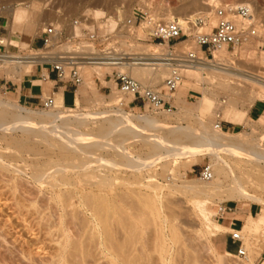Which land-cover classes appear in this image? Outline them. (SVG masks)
<instances>
[{
  "label": "bare ground",
  "instance_id": "6f19581e",
  "mask_svg": "<svg viewBox=\"0 0 264 264\" xmlns=\"http://www.w3.org/2000/svg\"><path fill=\"white\" fill-rule=\"evenodd\" d=\"M6 1L10 3L8 5V8H6V10L3 11V15H6V18L8 19L7 25L9 30L11 31L10 36L8 38L3 37V39L5 40V44L7 46L29 45L31 47L34 40L20 38L15 34L16 29L24 21L29 20L28 22L34 23L35 25L42 27L44 25L43 24L44 21L49 23L54 19L57 18L61 19L58 16L59 13L55 11V6H53V4L56 5L55 1L51 2V0H45L44 6L37 1L32 2L31 0L30 1L6 0ZM69 1H71V3H75L77 0H69ZM87 1L93 2L97 8L102 5H106L108 3L111 4V2H113V0H87ZM170 1L176 2V0H170ZM200 2L202 1L193 0L192 2L193 4L191 6H194L196 4L198 5L200 4ZM204 2L206 3V5L209 4L211 6L212 5L214 6L217 0H204ZM115 3L116 2H114V4ZM191 6L187 8H190ZM240 6H247L253 9L252 6L248 3ZM95 14H97V16L104 15V13H102L100 10H95ZM156 15L157 14H155V16ZM152 16L155 17L154 15ZM197 16L199 15L198 14L192 15L190 19H195ZM205 17L210 18L209 23H211V25L216 23V19L212 12L209 13L208 15H205ZM120 18H122L121 14H120ZM173 20H179L181 22L185 21V19L179 16V14L175 15L174 12L170 11L166 21L170 22ZM100 23L104 24V28H106L107 30L115 29L117 26V23L114 20H110L109 22L102 21ZM209 29H210V25L204 26L201 30L208 31ZM247 47L248 50H250L249 49L250 46ZM158 48H164V47H160L159 45H157L156 50ZM194 49H195L194 53H197L198 55L201 54V51L197 46ZM244 51H245L244 49H238L236 50L235 54H238L239 52L244 53ZM155 53L157 52L155 51L154 53H151L148 50H144L142 53L136 54V56L132 58L133 60L131 64L123 63V65H121V67L118 69L125 72V70L129 68L131 76L139 80L146 87H152L155 85L164 84V81L168 76V68L159 61ZM14 56H0L1 72L8 75H13L18 78H23L25 75L34 72L35 66H29V64H26L25 62L21 61L19 55L15 54ZM217 57L221 58L223 65L220 66V64H214L213 62H202V63H196L194 65H188L184 71V76L186 80L191 82L196 81L197 83L207 82L210 85L216 87L218 90L229 92L230 94L235 96H236L235 86L237 85V83L234 86L233 84L234 80H241L249 84L251 87H253V90L251 91V95H250L251 101L255 102V100H258L259 98L262 99L264 98V80H263L264 76L239 70V68L234 67V65L225 63L227 62L228 59H231V53L226 50H223L220 53H218ZM98 69L100 70L99 74H101L102 76L105 75L106 73L105 70H115L114 68L111 67L98 68ZM91 70L93 71V69ZM205 72L208 73L209 75L208 78L204 77L203 74ZM206 75L207 74H205V76ZM94 89H96V87L91 83H87L85 88L83 89L85 101L88 105L93 106L92 108H95L98 104L97 102H99L98 100L97 102L94 101L90 96L91 93L88 92V90H94ZM218 95H219L218 91L205 90L204 97L201 99L196 109L188 108V107L181 108L178 106L179 104L184 105V101L182 99L184 96L183 90L180 91L178 95L177 94H174L173 96L166 95L164 98L167 100H172L173 98L176 97L175 98L176 105L174 106L175 107L177 106V108L179 107L180 110L182 109L181 111L184 113L185 117H192L194 115V112H198L197 114H199V117H207L208 115L213 113L214 104L216 100L215 98ZM95 97L96 98L99 97L98 92L95 93ZM111 98H112V102H118L122 100L116 93H114ZM238 102L239 101L237 98L230 99L229 104L227 101L226 102L223 101L224 108L221 110L220 116L222 117L223 115L224 117H227L230 120L229 122L235 123L237 121V117H241L240 114H238L235 110V106L237 105ZM240 102L238 103V106ZM129 103L130 101L124 102V107H127ZM75 107L76 110L67 108L63 102L62 94L56 96L55 106L51 108L49 112H43V113L41 112L36 113L34 112L35 110L34 111L31 110L33 108L31 109L25 108L21 105L15 104L13 101L0 99V130H2L5 133L12 130H17V131L22 130L23 132H28V131H36L37 129H42L46 133L51 132L53 133L51 137L52 139L50 137H47L50 138V140H52L49 141L51 143L50 145L58 147L61 150V152L63 154H66L67 156L69 155H77L78 157H81V155L90 156L91 153H93V155H96L94 154V152H92L90 148H93L94 146H100L101 147L100 149L102 150L103 148L105 149L106 147L108 150H110V148H112L111 146L112 142H108V141H110V138L113 135L114 136L119 135V137L117 138L120 137L123 138V143L122 142L120 143L118 141V143L120 144H118L117 147L115 145L113 146H115V148L118 150L119 156L124 158L126 162H129V164L126 166L124 164H119L120 162L117 163L118 161L114 162L107 159H102L99 157V155H97L95 156L97 160H95L96 159L95 157L93 161L92 160L89 161L87 159L88 161L79 162L81 163L80 166L77 165L78 162H76V166L74 167L71 166L73 165L71 161H70L71 164L68 161L70 165H66L67 163L64 165V162L62 163L60 161L63 165L62 164L58 166L55 165L56 167L54 166L53 168H51V164H50L51 162H50L48 163L47 168H41V169L39 168L40 170H37L34 173L33 178L34 181L37 182L36 184L38 183L43 184L44 179L49 180L48 181L49 189L50 192L52 193V197H50L49 199L50 200L58 199L60 203L57 204L61 206L62 210L64 211L63 213L64 215L62 213H61L62 215H60L61 224H63V222L65 221V217L66 218L72 217L74 221L75 220L78 221L79 223L78 222L77 223L79 225L81 226L83 225L82 227L83 229L85 228L88 229L87 231H89L90 234L88 232L86 233L89 234L91 239L93 241H95L96 239V242L94 243L97 244V249L99 251V254L103 256L104 259L106 258L111 264H136L137 261H140V258L139 260L138 258L136 259L137 254L135 253V251L140 249L138 248L139 246L140 247L143 246L142 240L141 242H139L140 240L138 236H140L141 238L143 236L146 237V234L143 235L145 232H147L145 231V229L146 230L153 229L152 234L154 233L155 237H154V249H151L153 250V253L152 252L151 253L156 255L157 257L156 259H152L153 255L147 254L149 259L147 260L148 263L145 262V264H171L174 261H176L175 257L177 255L180 256L184 249L188 250L189 247H191L188 246L187 244L191 240L189 239V237L186 238L187 236L185 235L182 228L178 224L179 213H177L174 208L177 207L175 205L177 203L172 202L170 198L172 197L171 196L172 194H168V195L164 194L163 190H165L164 189L165 186H161L162 184L159 185V187L148 185L147 188L151 189L152 191L153 190L157 191V189H159L161 190V192L158 193L154 191L155 192L154 194H148V193L143 194L142 196L143 203H141L142 207L139 204L141 207L140 210V208H138L139 206L137 202L135 203L137 204V206L135 204L133 205V203L136 201V200L133 201V199L134 196H136L137 194L140 195L141 192L136 194V190L132 191L131 189L130 191L119 193L118 190H115L116 188L115 184L119 178L118 179L115 178L116 175L114 176L113 171L114 170L117 171L119 167H123L121 165H124L125 167L128 168V170L130 169L134 172H138V171L141 172L142 170H144V167L151 169L152 167L161 163V161L163 160L170 161V159L173 160V158H175L176 160L177 159L183 160L186 158L197 159L198 157L209 155L212 160V165H210V167L212 168V170L214 169L213 170L214 178L209 182H204L205 184L203 186H200L199 184H183L181 185L180 188L186 194H191L195 198V200L192 202V209L189 210V212L192 215L195 214L200 219V226L196 231V236H198L200 239L203 238L204 241L207 242L206 244L208 245L207 247L209 248V251H211L214 255L217 256L218 264H228L227 262L228 258H240L245 264H254V262L250 258L251 253L254 251V246H252V244L250 243V239L253 238L251 236L253 235L254 232L255 233L258 232L260 223H263L262 222L263 220L260 219L259 222L258 221L256 222L253 219V217H249L248 225L247 227H245L246 228L245 232L250 233L249 234L251 237L250 239L246 238L245 235H242V233H240L241 238L245 240L243 244V252L245 255L240 256V255H232L229 253H223V254L218 253L212 243V237L220 233L228 232L232 230H230V228H227L214 220L215 214L209 211L208 204L212 198H214L215 196L219 195L222 192H226L228 197H235V198L242 197V199L244 198L251 199L256 202L260 200L256 196H252L247 193L245 183L249 184L248 183L249 181L250 183L255 181V183L260 184V186L264 188V148L260 144V142H262L264 138L262 139L260 138L257 142L256 140L255 141L238 140L237 136L226 133L223 130H218L216 129V126L213 127L212 130H210L206 122L201 119H200V126L202 129L201 132H199L198 129H194L190 127L191 126L190 125L188 128H183V127L175 128L171 126L173 128L170 130V132L165 133L163 132L162 129L163 127H166V125L163 122H161L160 119L157 118V116H148V115L134 116L129 114V112H127L126 110L124 111V110H115V109H109L104 111H99L97 109L82 111L80 109L81 101L78 96L76 99ZM180 113L181 112L179 111L174 115H178ZM130 117H134L135 119L133 118L132 119L134 121L137 120L138 123H136L137 121L135 123L130 122L129 119ZM132 119L131 121H133ZM57 121H62V127L65 128L64 130L54 129V125L57 123ZM94 121H96V123L97 121L99 122L103 121L102 123L100 122L101 125L98 124L100 128L97 134L94 135V133L89 134L87 132L81 131L83 129L81 126H85L87 128ZM142 123L144 124L146 123L147 125L145 124V126H143ZM80 127L82 128L81 130ZM197 131L199 133H197ZM187 139H192L193 140L192 143L186 144L187 142L185 143V141H187ZM131 140L133 141L139 140L142 141V143L143 142L146 143V145L152 149L151 150L152 154H149L148 152L150 156L148 155V157L144 160H140L139 157L135 159L134 155L130 152V150H127L124 145V144H128L127 143L128 141L133 142ZM93 155H91L90 157H92ZM0 159H2L1 156ZM249 165L254 169H257V172L260 174L258 181L256 179L252 181V179L254 178V172H253L254 169L250 170ZM240 168L245 170V173L242 172L244 173L242 175L236 173V170ZM22 172H24L23 168H22ZM72 173L73 175H75V178L72 177L73 175L72 176L70 175ZM20 174L23 173L20 172ZM149 177L153 178L151 177V175H149ZM77 179L80 180L81 183ZM227 179H230V182L228 181L229 182L228 184H226L227 182L225 183ZM82 183L92 187L89 190H88L89 187L87 188V190H83L81 198H79L82 199L83 201L81 202L80 207L85 208L86 212H90L91 213L90 217L84 214L82 211V214L84 215L83 216L79 208H77V206H75L76 204L74 203V199L77 193L76 187L79 185L82 186L83 185ZM141 185L143 186V184ZM13 186L14 185L12 184V187ZM130 195L131 196L134 195V196H132L131 198ZM127 197L131 199L128 200ZM137 198L139 197L137 196ZM126 199L128 201L125 202L126 203L125 205L126 208H125L120 203L124 202ZM127 202H130L131 204L130 203L128 204ZM133 210L139 211V212H135L138 213L139 215L133 213ZM140 211H142V213ZM43 213L44 212L42 211V214ZM81 216H83V218H81ZM80 221L82 222V224H80ZM78 224L77 226H79ZM116 227H119V230L120 228L122 230L121 233L123 235L120 236L121 238L119 237V239L121 240L122 237L124 236L122 241H120L115 237L116 232L114 228ZM77 229L80 228L77 227ZM62 230H64V228ZM58 233L61 234L59 230ZM63 233H65L63 235L64 239L61 241L62 243L60 245L62 252L65 250V248L68 245L67 234L66 232ZM116 234L119 233L117 232ZM152 234L150 233L148 235L151 236ZM90 237H88V239ZM59 238H61V235L59 236ZM146 238H150V237L148 236ZM85 239L86 240L85 241L83 240V242L84 243L86 242L87 245L88 240L87 238ZM92 240L90 241V243H93ZM144 240L146 241V239ZM84 243L82 245L84 246L85 249H82L83 247L81 246V250H78L77 248L79 247L75 246L78 244H74V246L76 247L74 248L75 251L77 250L76 251L77 253L80 251L82 256V260H81L82 262H79L80 259L78 258L79 260L77 261V264L78 262L79 264H85L87 261L86 259L90 254L89 251H87ZM138 243H140V245L137 247ZM93 247L95 246L93 245ZM149 247H151V245ZM192 248L193 247H191V250H193ZM143 250H139V251L141 252ZM189 252L190 250L187 253ZM70 254L72 255L71 252ZM99 254L97 253V255ZM193 254L196 255L195 252H193L191 256H193ZM92 255H94V253ZM143 255L144 254H142V257ZM63 256L60 258L61 262H63V264H70L69 261H67ZM73 256L78 257L75 255ZM81 256L79 257L81 258ZM194 257L196 259H194ZM88 258L90 259L91 256H89ZM143 258H146V256ZM100 259L102 258H99L98 261H100ZM72 260L73 259H71L70 261ZM75 260H77V258ZM95 260L98 263L97 259ZM192 261L191 262L194 264L200 263L197 260L196 256H193ZM143 263H144V259L142 261V264Z\"/></svg>",
  "mask_w": 264,
  "mask_h": 264
},
{
  "label": "rangeland",
  "instance_id": "374dc122",
  "mask_svg": "<svg viewBox=\"0 0 264 264\" xmlns=\"http://www.w3.org/2000/svg\"><path fill=\"white\" fill-rule=\"evenodd\" d=\"M31 1L32 2L37 1L43 6L45 3V0H31ZM53 1L56 2V5L53 4V6H55V11L59 13L58 16L61 19L57 18L49 23L44 21L43 23L44 25L42 27H39L38 25H35L34 23L28 22L29 20H27V21H24L16 29L15 34L20 38H24V39L26 38L28 40H35L41 35L43 29L47 27L49 24L54 23L57 27L64 28L67 30L73 20L81 19L83 15L89 16L90 17L89 25L95 26L97 29H105L104 24L100 23L101 22L100 19L104 17L105 15H107L108 17L115 18L116 15L120 16L121 14L122 19L126 20V19H133L135 16H138V15H142L144 17L146 16L153 17L152 15L155 16V14H157L155 16L157 20L162 21V22H167L166 20H167L168 14L170 11H172L175 13V15L179 14V16L187 20L192 15H195V14H198L199 16H205L211 12L213 13L214 7L217 5H221V4L223 5H226V4L244 5L248 3L252 6L254 15L257 21H259V23H264V0H217L214 6L213 5L211 6L209 4L206 5L204 0H200L202 2L194 6H191L193 4L192 3L193 0H176V2H171L170 0H115V1L113 0L111 4L108 3L106 4L107 6L102 5L98 7L99 9L96 7V5L93 2L87 1V0H77L75 3H71V1L69 0H51V2ZM114 2L116 3L114 4ZM9 3L10 2H7L6 0H0V8H2L5 11L6 8H8ZM112 4H114L115 6ZM189 6L191 7L187 8ZM95 10H100L102 13H104V15L97 16V14H95ZM164 13H165V16H164ZM158 14L161 16H159ZM3 16L5 18L1 19V21L2 23L4 22L5 28H2L3 26L0 27V35L3 36L4 38H8L10 36L11 31L9 30L8 25H7L8 19L6 18V15H3ZM114 20L117 22L116 19ZM143 27L144 26L136 29L135 36L128 37V38L122 37L120 39L121 44L124 45L125 47L123 51L127 53H131V54H135V55L142 53L144 50H148L151 53H154L156 51V47L159 43L149 38L146 31L143 29ZM259 33L261 36L260 38H252L248 43H246L240 48V49L245 50L244 51V53L246 52L245 54L242 52H239L237 58L228 59L227 62L225 63L234 65V67L239 68V70H243L246 72L264 76V28L260 29ZM138 38L141 39V41H138L137 40ZM247 46H250L249 47L250 50H248ZM38 47L39 46H35V49H37ZM70 47H72L71 44H70ZM195 47H196V44L193 41V39H189L188 41H179L176 45L177 51L182 54H188L190 52H195V49H194ZM9 50L14 55L16 54V55H26L27 56L32 51V48L29 45H21V46L20 45L19 46L10 45ZM98 50L99 49L97 48V51ZM85 71H86L85 72V75H86L85 82L82 85L80 92L78 93V97L81 101L80 109L82 111H89V110H94V109L95 110L97 109L99 111H104V110H109V109L124 110V111L126 110L127 112H129V114L134 115V116L136 115L157 116V118L160 119V121L166 125V127H163L162 129L163 132L165 133H169L173 127L188 128L190 125H191L190 127L194 129H198L199 132H201L202 129L200 126V119L205 121L208 127L210 128V130H212L213 127H215L217 122L219 121V119L217 118V114L221 115V110L224 108L223 101L225 102L227 101L229 104L230 99L237 98L238 101L239 102L241 101V102L239 106H238L239 102L237 103V105L235 106V110L238 114H240L241 117H237V121L235 123L233 122L234 123L233 124L232 122H229L230 120L227 117H224L222 115L220 120L223 121L224 126H225L224 127L225 129L223 131L237 136L238 140H244V141H248V140L255 141L256 140L257 142L260 138L261 139L264 138V113L260 114L259 116H251V110L253 107L258 106V107L264 108V105L261 102L262 98L255 100V102L251 101L250 95H251V91L253 90V87H251L249 84L241 80H234V83H233L234 86L237 83V85L235 86V93L237 96L236 97L235 95H232L229 92L218 90L216 87H214L213 85H210L207 82L205 83H197L196 81L191 82V81H187L185 78L183 81V84L181 85L179 90L175 93L178 95L180 91L183 90L184 92V96L182 98L184 101V105H181V104L178 105L181 108L188 107V108L196 109L197 106L199 105V102L204 97L205 90L206 91L207 90L218 91L219 93V95L215 98L216 100L214 104L213 113H211L207 117H199V114H197L198 112H194V115L192 117H185L184 113L181 111L182 109L180 110L179 107L178 109L177 106L176 107L174 106L175 108L172 112L173 114L168 113V112L166 113V112L154 111L148 104H143V103L140 105L141 107L135 108L133 105L134 98L132 96L123 95L118 89L115 88V86L111 94L102 93L95 84V81H94L95 75H98L104 81L105 76L107 74H111L114 70H105L106 73L103 76L99 74L100 70L98 68L93 69L94 72L91 69H86ZM125 72L126 73L128 72V74H130V69H126ZM205 74L207 75L205 76ZM203 75L204 77H207V78L209 76L207 72H205ZM21 79L22 78L15 77L13 75H8L0 71V99L13 101L15 104L21 105L25 108H29V109L33 108L31 110L33 111L35 110L34 112L36 113L49 112L51 109H45L43 105L30 106V105L21 104L19 103L17 97H13V95L8 94L3 90L2 87L7 82L19 83ZM87 83H91L92 85L96 87V89H94L95 91L88 90V92L91 93L90 95L91 98L96 102L97 100L99 101L97 102L98 104L95 108H92L93 106L88 105L85 101L83 89L85 88ZM151 88H154L156 91L162 92L164 91V84L155 85V86H152ZM96 92H98L99 94L98 98L95 97ZM114 93H116L122 100L118 102H112L111 97ZM175 98L172 99L173 105H176ZM73 100H74V94L68 93L67 103L71 104ZM129 101H130L129 105L127 107H124V102H129ZM66 107L76 110L75 106H66ZM259 110L260 109L257 108V113H259ZM177 111L178 112L180 111L181 115L180 114H178L179 116L174 115L178 113ZM132 118L135 119L134 117H130L129 118L130 122L135 123L137 120L134 121ZM131 119L133 121H131ZM94 122L96 123V121ZM94 122L91 123V125L93 126L90 125L87 128L85 126H81L83 129L80 127V130L82 129L81 131L87 132L89 134H92V133H94V135L97 134L100 128L98 124H100V122L102 123L103 121H100V122L97 121L96 123L97 125ZM136 123H138V121ZM145 124L142 123L143 126H145ZM235 125H241V126H235ZM231 127L232 129L231 131H229V128ZM54 129L64 130L65 128L62 127V121H57V123L54 125ZM199 132L197 131V133ZM52 134L53 133L51 132L46 133L42 129H37L36 131H28V132H23L22 130H18V131L12 130L6 133L0 130V156L2 158L0 159L1 161L0 162V264H52V263L53 264H63V262H61V259H60L63 255H64L63 257H65V259L69 261L70 264L72 263L77 264V261L79 259H80L79 262H82L81 261L82 256H81L80 251L77 253L76 252L77 250L75 251L74 248L79 247L80 249L79 248L77 249L81 250V246H82L83 247L82 249H85L84 246L82 245L84 243L83 240L84 241L86 240L85 238H87L89 243L87 242V245H86V242H85L84 244L86 246L87 251H89L90 253L89 256H91L92 258V259L91 258L89 259L88 258L89 256H88L85 264H96L97 262L95 259H97L98 261L99 258H102V259H100V261H98L97 264H111L106 258L104 259V257L99 254V251L97 249V244L94 243L96 242V239L95 241L91 239V237L89 236L90 233L89 231H87L88 229L85 228L86 229L85 231V229L82 228L83 225L82 226L79 225L78 224L79 222L76 220L74 221L72 217H70L71 219L65 217V221L63 222V224H61L60 215H62L64 211L62 210L61 206L58 205L60 203L58 199H53V200L49 199L50 197H52V193L50 192L49 184H48L49 180L44 179L43 184H40V183L36 184L37 182L34 181L33 175L37 170H40L41 168H47V165L50 162H51L50 163L51 168H53L55 165L56 166L61 165L63 162H64V165L66 163H67L66 165H70L72 162L73 165L71 166L74 167L76 166V162H78L77 165L80 166L81 163L79 162H84L88 160L93 161L94 157L97 155H99V157L102 159H107V160L114 161V162L118 161L117 163L120 162L119 164H124L126 166L129 164V162H126L124 158L120 157L118 154V150L115 148V146L117 147L118 144H120L121 142L123 143V138L121 137L117 138L119 137V135L118 136L115 135L116 137L113 135L112 137L114 138L111 137L110 141H108V142H112L111 143L112 148H110V150H108L107 147L105 149L103 148L102 150L100 149L101 148L100 146H94L95 148L91 146L93 148H90V149L96 155H93V153H91V155H93L92 157H90L91 155L90 156L81 155V157H78L77 155L67 156L66 154H63L58 147L50 145L51 143L49 141H52L50 140V138L52 137ZM47 137H50V138H47ZM116 139H117V142H116ZM118 141L120 143H118ZM138 141H135V140L133 142L128 141L127 142L128 144H124V145H125V148L127 150H130V152L134 155L135 159L139 157L140 160H144L148 157L149 154H152L151 152L152 149L149 146H147L146 143L144 142L142 143V141H139V142ZM192 141H193L192 139H187L185 143L187 142L186 144H191ZM260 144L264 148V140H262ZM95 160H97V158ZM68 161L70 164L68 163ZM163 161H161V163L157 164L151 169L144 167V170H142L141 172L140 171L134 172L130 169L128 170L127 167H125L124 165H121L123 167H119L117 171L115 170L113 171L114 176L116 175L115 178L116 179L119 178L116 181L115 190H118L119 193L127 192V191H130L131 189L132 191L136 190V194L141 192L140 195L139 194L137 195L135 194L136 196L132 195L134 196L133 201L136 200L133 203V205L137 202L139 206L138 208H140L141 210V207H142L141 203H143V197H142L143 194L145 193L154 194L155 192H158V193L161 192V190L159 189H157V191L155 190L152 191L151 189L147 188V186L152 185V186L159 187V185L161 184H162L161 186H165L164 188L165 190H163V193L166 195L172 194L171 195L172 197H170L172 202L177 203L175 204L177 207H174V208H175V211L179 213L178 224L180 225L183 232L187 236L186 238L189 237V239L191 240L189 243H187L188 246L193 247L192 248L193 250H191V247H189L188 250L184 249L185 251L183 250L180 256L178 255L176 256L177 258L179 257L178 259L175 257V260H176L174 261L175 263L173 262L171 264H190L194 262L192 261L193 256L197 257V260L200 262L199 264H218L217 263L218 258L211 251H209V248L207 247L208 245L206 244L207 242L204 241L203 238L200 239L198 236H196V231L198 230L200 226V219L195 214L192 215L189 212V210L192 209V202L195 200V198L191 194H186L182 189H180L181 185L183 184H199L200 186H203L205 184L204 181L200 177V173L205 166L212 165L211 157L209 155H204V156L198 157L197 159L186 158L183 160H180V159L176 160L175 158H173V160L170 159V161L169 160H166V161L163 160ZM249 167H250V170L254 169L250 165ZM22 168L24 172H22ZM19 169H20V172L23 174H20ZM242 172L245 173V170H243L242 168L236 170L237 174L238 173L241 175L244 174ZM253 172H254V178L252 179V181L254 179L258 181L260 174L257 172V169H254ZM148 174L151 175V177L153 178H150ZM70 175L72 176L73 173ZM28 176L31 178H29ZM72 177L75 178V175H73ZM78 181L80 182V180ZM228 181L230 182V179H227L225 183L227 182L226 184H228L229 183ZM248 183L249 184L245 183L247 193L259 198L260 200L257 201L258 203L251 199H245V198L242 199V197L240 198L239 197L238 198L228 197L226 192H222L219 194L220 196L217 195L210 200L208 204V209L210 212L215 214L214 220L220 223L222 222L221 220L222 214L219 213L221 207L233 208V209L242 208V207L246 209H250V207H253L255 214L254 216H249V217H253V219L256 222L257 221L259 222L261 219L263 220L262 221L263 223H260L258 232L256 233L254 232L253 235L254 234L255 235L254 236L252 235L251 237L253 238H251L249 235L250 233L245 232L246 231L245 227H247L248 221H249L248 220L249 217H248L245 225L240 230V233H242V235H245L246 238L248 239L251 238L250 243L252 244V246H254V251L251 253L250 258L254 262V264H264V226H263L264 225V188L260 186V184L255 183V181L251 183L249 181ZM12 184L14 185L13 187H12ZM82 184H83L82 186L79 185L76 187L77 193L74 199V203L76 204L75 206H77V208H79V210L81 211V214L83 211L84 214L90 217L91 213L86 212L85 208L80 207L81 202L83 201L82 199H79V198H81L83 190H87L88 187H89L88 188L89 190L92 187L84 183ZM141 184H143V186ZM137 196L139 198H137ZM130 199L128 198V200ZM128 200L126 199L124 202L120 201L121 202L120 204H122L126 208L125 202ZM127 203L129 204L130 202H127ZM137 204L135 205L137 206ZM139 204L141 205V207ZM182 207H183V210H182ZM134 210H135V207H134ZM134 210H133V213L139 212V211H134ZM42 211L44 212L43 214H42ZM142 211L140 212L142 213ZM135 214L139 215L138 213H135ZM83 216H81V218H83ZM77 224L79 226H77ZM80 224H82L81 221H80ZM77 227L80 229H77ZM63 228L64 230H62ZM58 230L59 232H61V234L58 233ZM114 230L116 233L117 232L119 233V234L115 233L116 236L114 235L117 239H119V237L123 235L121 233L122 232L121 228L119 230V227H116L114 228ZM152 230L153 229H150V230L145 229V231L147 232L143 234V235L146 234V237L149 236L150 238H146L143 235H142L143 236L142 238L138 236L140 240L139 242H141L142 240L143 246L141 245L142 247H140L139 246L140 243H138L137 245V247L139 246L138 248L140 249L138 250L136 249L137 251H135V253L137 254L136 259L138 258L139 260L140 258V261L136 260L137 261L136 264L138 263L142 264L143 259H144L143 264H145V262L148 263L147 260L149 258L147 254L153 255L152 259H156L157 257L156 255L152 254L153 250H151V249H154V237H155L154 233L152 234L153 232ZM63 232H66L67 234L68 245L65 248V250L62 252L60 245L62 243L61 241L64 239L63 235L65 233ZM86 232H88L89 234H87ZM147 233L148 234L151 233L152 235L150 236ZM230 233H231L230 235H232L233 232H230ZM60 235H61V238H59ZM88 237L90 238L88 239ZM90 239L93 241V243H90L91 241ZM122 239L121 240L119 239V240L122 241ZM144 239H146V241ZM78 240H79V243H78ZM224 240H225L224 236H218L212 239L213 245L215 246L216 250L219 253H225V251H223ZM244 241L245 240L242 239V242H237L240 248L244 244ZM80 242H83V243H80ZM74 244H78V245H75L76 246L75 247ZM92 244L95 247H93ZM150 245L152 248L149 247ZM237 248L238 246L236 245H230L229 247V249L232 250L233 252H236ZM139 250H143L141 251L143 253H141ZM189 250L192 253L195 252L196 255L193 254V256H191L192 253L190 252L187 253ZM70 252L72 253V255L70 254ZM91 252L92 254L94 253V255H92ZM97 253L99 255H97ZM142 254H144L143 257L146 256V258H143ZM233 254L238 255V253H233ZM73 255L78 256V257H74ZM138 255L142 257V260H141V257H139ZM79 256H81V258ZM95 256L96 257L98 256V257L96 258ZM76 258L77 260H75ZM71 259L73 260L70 261ZM194 259L196 258L194 257ZM227 262L228 264H245L240 258H228Z\"/></svg>",
  "mask_w": 264,
  "mask_h": 264
},
{
  "label": "built area",
  "instance_id": "2783aa9c",
  "mask_svg": "<svg viewBox=\"0 0 264 264\" xmlns=\"http://www.w3.org/2000/svg\"><path fill=\"white\" fill-rule=\"evenodd\" d=\"M3 11L0 8V19L4 18ZM213 15L216 23L212 25L209 23L210 18L205 16L189 18L184 22L179 20L162 22L151 16L138 15L133 19L124 20L120 16L114 18L105 15L100 19L101 22L117 20V26L112 30L97 29L89 25L90 17L83 15L81 19L73 20L67 30L57 27L54 23L49 24L38 37L40 46L37 49L32 48L29 55H19V57L29 66H35L42 71L40 77L42 81H50L54 75L57 83L70 85L76 89L84 84L86 69L114 68L112 77L123 95L132 96L136 101L148 104L154 111L171 113L175 108L172 100L164 97L173 96L179 90L185 79L184 71L188 65L213 62L221 66L223 62L217 57L218 53L226 50L231 53V58H237L236 50L252 38L261 37L259 30L264 28V23H259L253 9L247 6L217 5L214 7ZM209 25L208 31L201 30ZM142 26L149 38L158 42L160 47H164L158 48L155 53L159 61L168 68V76L164 81L162 92L144 86L130 74L118 69L123 63L131 64L132 58L136 56L123 51L125 47L120 39L135 36L136 29ZM189 39H193L201 51V56L194 52L182 54L177 51V43ZM137 40L141 41L139 38ZM9 47L0 37V56H14L9 51ZM261 102L264 105V98ZM54 106V98L43 102L45 109H51ZM217 118L219 121L216 129L224 130L221 116L218 115ZM200 177L204 182L214 178L210 165L203 168ZM233 212V208L223 207L219 211L222 216ZM232 239L235 242H242L240 231H233ZM238 255H245L243 245Z\"/></svg>",
  "mask_w": 264,
  "mask_h": 264
},
{
  "label": "crops",
  "instance_id": "0c3cea01",
  "mask_svg": "<svg viewBox=\"0 0 264 264\" xmlns=\"http://www.w3.org/2000/svg\"><path fill=\"white\" fill-rule=\"evenodd\" d=\"M1 26H3L2 28H5L4 22L2 23V21L0 19V27ZM0 37L3 38V36H1V35H0ZM35 46H40V42H39L38 38L33 41L31 48H35ZM85 72L86 71H84V74H85ZM41 73H42V71L40 69L35 68L33 73L25 75L20 80L19 83L7 82L2 88L6 93L13 95V97H17L19 103L25 104V105H30V106L43 105V102L46 99H49V98L55 99L57 95L62 94L63 102H64L65 106H76V99H77L78 93L80 92L82 86L76 89L75 87H72L70 85L59 84L54 80L55 79L54 75L52 76V80L44 82L40 78ZM112 75H113V72L111 74H107L104 78V81L98 75H95V77H94L95 84L102 93H105V94L110 93L111 94L114 90V86L116 89L119 90L118 85L115 82V79L112 77ZM85 77H86V75H85ZM68 93L74 94V100L71 104L67 103V94ZM141 104H142L141 101H136L135 98L133 99V105L135 108L141 107L140 106ZM257 108L260 109L259 113H257ZM262 113H264L263 107H258V106L253 107L251 110V116H259ZM231 125H233V124H231ZM235 126H241V125H235ZM231 129H232V127L229 128V131H231ZM234 211L235 212H233V213H227V214L223 215L222 219H221L222 222H220V224H222L223 226H225L227 228H230V230H232V231L223 232V233H220V234L212 237V239H213V238L218 237V236H224L225 240H224V245H223V251H225V253H229L232 255H235L233 253H238L240 250V247H239L238 243L232 239V235H230L231 234L230 232H233L236 230L240 231L243 228V226L245 225L248 217L254 216V214H255L253 207H250V209H246L244 207L235 208ZM230 245L238 246L237 251L233 252L232 250H230L229 249Z\"/></svg>",
  "mask_w": 264,
  "mask_h": 264
}]
</instances>
